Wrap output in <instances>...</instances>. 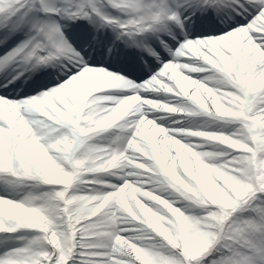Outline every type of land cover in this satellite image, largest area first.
<instances>
[{
	"label": "snow or ice",
	"instance_id": "6c2138e0",
	"mask_svg": "<svg viewBox=\"0 0 264 264\" xmlns=\"http://www.w3.org/2000/svg\"><path fill=\"white\" fill-rule=\"evenodd\" d=\"M0 264H264V0H0Z\"/></svg>",
	"mask_w": 264,
	"mask_h": 264
},
{
	"label": "rangeland",
	"instance_id": "374dc122",
	"mask_svg": "<svg viewBox=\"0 0 264 264\" xmlns=\"http://www.w3.org/2000/svg\"><path fill=\"white\" fill-rule=\"evenodd\" d=\"M221 103L224 104V103H226V101H221ZM158 115H162V116L166 117V120L165 121H161V123H166V122L171 121L172 119L176 118V114H166V113H163V112H159Z\"/></svg>",
	"mask_w": 264,
	"mask_h": 264
}]
</instances>
